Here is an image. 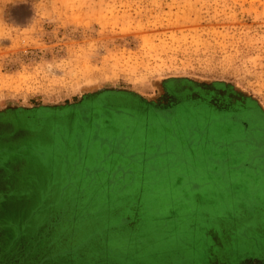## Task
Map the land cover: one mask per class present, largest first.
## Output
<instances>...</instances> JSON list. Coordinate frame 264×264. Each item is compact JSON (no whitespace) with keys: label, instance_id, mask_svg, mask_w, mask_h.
<instances>
[{"label":"rangeland","instance_id":"1","mask_svg":"<svg viewBox=\"0 0 264 264\" xmlns=\"http://www.w3.org/2000/svg\"><path fill=\"white\" fill-rule=\"evenodd\" d=\"M202 90L264 115V0H0V114L32 120L0 144V264H264L231 236L264 228V117ZM99 91L130 98L107 124L39 107Z\"/></svg>","mask_w":264,"mask_h":264},{"label":"flooded vegetation","instance_id":"2","mask_svg":"<svg viewBox=\"0 0 264 264\" xmlns=\"http://www.w3.org/2000/svg\"><path fill=\"white\" fill-rule=\"evenodd\" d=\"M169 84L165 89V92L168 93ZM173 88V87H172ZM176 86L172 90L173 96L175 95ZM187 92V91H186ZM169 96H172L169 94ZM172 96V97H173ZM216 96L217 98H223L225 101H228V96L226 93H219L215 94L213 91H203L199 93V96L190 99L186 98V101L183 102H199L201 105L207 106L208 109H212L213 111L224 113V114H231L235 118H246L247 116L254 117L253 111H256L254 108L255 103L252 100L240 97L239 100L233 99L232 102L226 107H222L220 109H214L212 106L215 104V100H212V97ZM130 98L126 95V93L118 92V91H101L96 94L94 97L91 98H83L80 103L72 104L69 106H80L83 109L89 111H94L95 113H88V118L100 120V124H107L109 120H111L110 115L113 113V110H119L122 106L128 105ZM145 101L144 104L153 106L152 103ZM178 103L170 104V107L177 105ZM67 107V105L60 107V108H52L55 111H58L62 108ZM167 107V108H170ZM43 108V107H40ZM47 108V107H46ZM165 108V109H167ZM35 109V108H33ZM50 109V108H48ZM251 109V110H250ZM252 115V116H251ZM71 118H79L78 115L71 116ZM32 120L30 118L20 116L19 114H10L4 115L0 114V144L4 141L5 143L11 140L12 137L19 138L17 135H23V130L27 129L26 127L30 125ZM9 159L7 156L0 154V209L4 205H6L10 200L9 194L12 192L11 186L13 183V174H11ZM13 171V170H12ZM16 177V175H14ZM23 199V198H22ZM3 257V256H2ZM5 259V258H4Z\"/></svg>","mask_w":264,"mask_h":264},{"label":"trees","instance_id":"3","mask_svg":"<svg viewBox=\"0 0 264 264\" xmlns=\"http://www.w3.org/2000/svg\"><path fill=\"white\" fill-rule=\"evenodd\" d=\"M254 109L264 117L263 113L259 110L258 107H255ZM237 124H238L239 129L241 131L247 132L248 130H251V131L254 130V128L249 127L246 123H241L238 121ZM263 124H264V118H263ZM209 234L213 235V232L209 231ZM222 234L229 235V234H231V232H229L228 230H224V231H222V233H220L218 235H222ZM255 234L259 237L260 240L257 243H253V242L249 241V242H246L245 244H242V241L239 238L235 237L234 234H231V236L233 235L232 237L235 238L234 239L235 240L234 247L235 246L236 247L244 246L248 252H256L258 250L259 253H263V251H264V228L262 226H257V231H255ZM220 241H221V238H219V241H217L216 248H217V246L221 245ZM236 247H235V250L237 249ZM259 253H257L256 255L258 256Z\"/></svg>","mask_w":264,"mask_h":264},{"label":"water","instance_id":"4","mask_svg":"<svg viewBox=\"0 0 264 264\" xmlns=\"http://www.w3.org/2000/svg\"><path fill=\"white\" fill-rule=\"evenodd\" d=\"M99 92H101V91H99ZM99 92H94V93H91L90 95H87V96H81V97L76 101V103H77V104L80 103L81 100H82L83 98H91V97H94V96H95L96 94H98ZM152 103H156V102H152ZM63 106H65V105H55V106L40 105L39 107L60 108V107H63ZM16 108H17V107H14V106H8V107H5V108H0V112H3V111H5V110H12V109H16ZM18 108L23 109V110L31 109V108L22 107V106H20V107H18ZM34 108H37V106L34 107Z\"/></svg>","mask_w":264,"mask_h":264},{"label":"crops","instance_id":"5","mask_svg":"<svg viewBox=\"0 0 264 264\" xmlns=\"http://www.w3.org/2000/svg\"><path fill=\"white\" fill-rule=\"evenodd\" d=\"M72 104H77V103H76V101H75V102H73V103H69V104H67V106L72 105ZM37 108H38V107H37ZM43 108H46V107H43ZM50 109H52V108H50ZM28 110H29V109H28ZM19 164H20V163H18V166H16L18 169H20V167L23 165V164H20V165H19ZM18 169H17V170H18Z\"/></svg>","mask_w":264,"mask_h":264},{"label":"bare ground","instance_id":"6","mask_svg":"<svg viewBox=\"0 0 264 264\" xmlns=\"http://www.w3.org/2000/svg\"><path fill=\"white\" fill-rule=\"evenodd\" d=\"M256 152H258V151H256ZM261 152H262V151H261ZM254 153H255V152H254ZM254 153H253V154L251 153V154H252V155H255ZM258 153H259V152H258ZM260 155H261V154H260ZM262 155H264V154H262ZM258 159H259V158H258ZM258 159L256 158V160H258ZM261 159H262V158H261ZM262 160H263V159H262ZM261 162H262V161H261ZM262 163H263V162H262ZM262 163H261V164H262ZM245 165H246V164H245ZM257 165H259V164H257ZM253 168H254V167H253ZM254 169H255V168H254Z\"/></svg>","mask_w":264,"mask_h":264}]
</instances>
